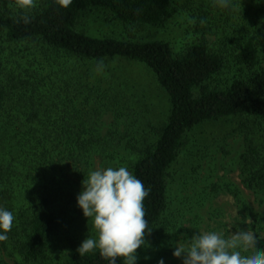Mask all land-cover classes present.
<instances>
[{
	"label": "trees",
	"instance_id": "obj_1",
	"mask_svg": "<svg viewBox=\"0 0 264 264\" xmlns=\"http://www.w3.org/2000/svg\"><path fill=\"white\" fill-rule=\"evenodd\" d=\"M238 1L224 8L216 0H70L66 7L0 0V207L14 216L0 264H108L99 249L77 252L96 238L77 206L81 181L106 167H126L148 190L151 231L137 264H182L175 244L199 231L264 234V0ZM96 11L135 29L185 12L195 23L175 51L162 40L81 31L82 18ZM114 62L152 75L168 102L160 119L152 92ZM230 119L237 128L210 134V142L241 137L240 183H199L218 168L202 175L211 147L202 143L191 156L194 183L177 182L188 135ZM221 194L232 200L230 211L217 205Z\"/></svg>",
	"mask_w": 264,
	"mask_h": 264
},
{
	"label": "clouds",
	"instance_id": "obj_2",
	"mask_svg": "<svg viewBox=\"0 0 264 264\" xmlns=\"http://www.w3.org/2000/svg\"><path fill=\"white\" fill-rule=\"evenodd\" d=\"M216 2L220 7L231 6V0ZM30 3L24 0V4ZM69 3L60 0L62 6ZM147 195L142 181L124 166L91 170L81 181L76 201L96 238L89 235L77 252L83 255L99 249L108 264H117L119 258L123 264H137V249L145 245L146 231H151L143 204ZM13 220V213L0 207V241L8 239ZM230 229L228 238L222 232L199 231L190 240L177 242L172 255L182 259V264H264V248L260 247L264 234L258 235L252 229L232 233ZM158 264H165L164 259Z\"/></svg>",
	"mask_w": 264,
	"mask_h": 264
},
{
	"label": "rangeland",
	"instance_id": "obj_3",
	"mask_svg": "<svg viewBox=\"0 0 264 264\" xmlns=\"http://www.w3.org/2000/svg\"><path fill=\"white\" fill-rule=\"evenodd\" d=\"M234 3H241L238 0H232ZM210 20L212 16L210 15ZM194 19L188 13H179L173 16L169 21L161 26H149L145 28L135 29L132 27H126L121 24L108 21L105 14L96 11L95 13H89L85 15L79 25V29L83 32H86L92 36L96 37H114L120 40H131L134 37L140 39L141 41H153V40H162L171 44L175 51H179L182 45L187 42L189 38V33L193 30ZM210 26L206 25L205 28L208 29ZM191 30V31H190ZM213 32V31H212ZM133 36V38H131ZM210 40H215L214 36L208 35ZM135 40V39H134ZM112 66L122 67L121 71L125 72V76L138 77L141 79V86H145L144 89L152 92V100L154 103V118L160 119L164 110L168 107L167 97L162 91L159 90L158 85L156 84L154 78L148 71L140 74H134L135 69L121 64L120 62H114ZM149 117V115H148ZM151 120V119H150ZM237 128L236 120H223L217 123H211L208 125H203L196 128L192 131L186 140L185 148L183 150L182 156L179 163L175 167L176 181H184L185 183H194V175L192 173L191 167L194 165L193 154L196 151L198 144L202 143L209 145L207 151H209V157L206 161L204 171L202 175H207L211 166L216 164L218 166L217 173L214 174V177L209 180V182L204 181L201 175L199 183H225L227 181L234 183H240L239 171L234 166V158L241 151L242 140L238 135L230 136L228 142L222 143L220 146L218 144H213L210 142V134L216 133L219 137H222L229 129ZM233 133V132H231ZM209 142L207 144V141ZM217 145V146H216ZM195 150V151H194ZM239 151V152H238ZM196 153V152H195ZM191 159V160H190ZM193 162V164H192ZM99 165V162H98ZM97 165V166H98ZM174 181V183H177ZM179 184V183H177ZM175 190L178 189V186L175 185ZM217 205L224 207L226 210L230 211L232 200L229 197L222 196V194L216 198ZM232 217L235 213H231ZM231 220V219H230ZM231 223V222H230ZM91 222L87 224L90 226ZM76 227L81 228L82 225L78 221L76 222Z\"/></svg>",
	"mask_w": 264,
	"mask_h": 264
}]
</instances>
